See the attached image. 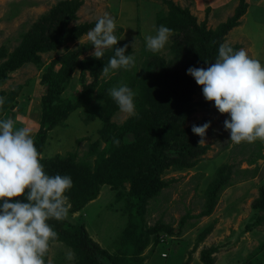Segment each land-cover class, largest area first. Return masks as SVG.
I'll return each mask as SVG.
<instances>
[{
	"label": "rangeland",
	"instance_id": "obj_1",
	"mask_svg": "<svg viewBox=\"0 0 264 264\" xmlns=\"http://www.w3.org/2000/svg\"><path fill=\"white\" fill-rule=\"evenodd\" d=\"M62 1L66 0H0V68L10 62L14 53L21 52L32 41L43 38L47 40L46 38L54 35L56 28L46 25L43 19ZM80 2L75 17L65 22L68 28L94 22L99 16L108 13L117 23L115 34L118 37L123 36L118 42L130 47L132 55L137 58L136 65L140 68L143 59H151L154 54L145 47V35L155 34L158 26L165 25L172 29V34L165 48L155 53V56L158 55L165 61L174 59L173 52L177 48L174 42L182 43L184 33L170 26L167 6L162 0H80ZM176 4L187 8L196 18L197 24L205 21L206 27L212 28L208 27L207 13L203 19L202 17L198 19V14L188 6V3ZM259 15L261 19L259 16L256 19H260L262 25L264 16L262 13ZM256 22L257 20H248L250 25L256 26ZM250 29H252L250 35L255 37V55L253 54L252 58L264 64V42L260 39V33L257 34L259 27ZM86 33L87 31L74 41H67L56 49L38 51L39 64L27 61L10 71L9 77L0 81V96L11 98L9 93L16 89L17 94L14 96L16 106L0 114V119L13 120L14 127H25L34 137L39 127L40 99L46 91V85L41 82L42 73L52 61L88 43ZM252 46L253 44H249L247 48L245 44L247 53L252 50ZM92 51L93 49L86 51L79 58L91 54ZM141 51H145L146 54L140 55ZM181 51L184 52V49ZM53 65L54 72L60 70V61ZM171 68L185 75L188 66L183 62H173ZM115 72L107 76L102 73L99 76V83L107 81ZM81 79H84V84L92 82V76L87 70L76 67L64 96L74 97L80 93L83 87ZM146 80L144 73L139 79L138 94H144ZM191 96L197 104L186 126L189 128L203 118L211 119L206 136L199 142V145H209V149L201 155L194 167L176 170L169 167L161 175L163 180L169 182L162 188L159 196L149 200L144 213V223L146 226H153L161 220L171 225L174 231L172 234L162 236L159 244L148 245L142 250L140 254L142 264H183L185 261L187 264H202L200 259L202 249L212 246L217 248V252L213 254L214 264H264V211H255L251 207L252 201L258 195V188L264 181V140L233 143L228 139L229 132L223 126L227 113H219L212 101L204 99L199 88H195ZM129 117L118 107L110 116L109 122L121 126ZM102 127L103 120L100 117L86 119L84 106H79L69 112L63 124L47 131L42 153L45 157H49V153L52 154L51 157L56 154H74L75 160L88 159L91 162L96 156L94 152L90 154L92 144L99 140V130ZM124 137L126 140H133L136 136L132 131H128ZM168 137L169 144H173L177 138L173 134ZM257 144L260 145L263 156L249 163L257 150ZM103 147L104 142L101 141L98 149ZM224 163L233 166L232 183L219 192L210 213L197 216L205 208V192L217 168ZM242 169H245L246 173H243ZM121 185L122 187L116 189L107 184L102 185L96 197L87 203L86 208L69 212L68 215L71 221H84L91 237L109 252L115 248H123L120 239L126 215L121 210L125 204L121 194L128 190L129 182L124 181ZM257 216H260V220L255 219ZM205 231L207 233L203 235ZM68 251L75 254L64 242L50 241V248L45 256L46 264H72L77 256L75 254L74 259L69 261L66 258ZM162 253H165V256H162Z\"/></svg>",
	"mask_w": 264,
	"mask_h": 264
},
{
	"label": "trees",
	"instance_id": "obj_2",
	"mask_svg": "<svg viewBox=\"0 0 264 264\" xmlns=\"http://www.w3.org/2000/svg\"><path fill=\"white\" fill-rule=\"evenodd\" d=\"M162 2L167 6L170 26L184 33L182 43L174 42L177 45L173 52L174 59L165 61L162 57L152 54L151 59H143L140 68L135 63L133 68L117 70L107 81L99 83V76L103 73L102 67L114 53L112 50H106L101 59H96L91 54L80 59V55L93 49L88 42L52 61L42 73L41 82L46 85V91L40 99L39 127L33 137L38 151L41 153L43 151L47 131L63 124L69 112L79 106H84L86 119L100 117L103 120L99 140L92 144L90 151V154L94 152L96 155L93 161L75 160L74 154H56L51 158L45 157L42 161L48 174L71 176L73 186L67 192L69 212L86 208L87 203L96 197L102 185L107 184L116 189L122 187V182H129L128 190L121 194L123 201L125 199L121 210L126 215L120 239L122 249L115 248L109 252L102 248L91 237L84 221H71L68 218L61 221L49 220L57 233L53 241H62L75 252L77 259L72 264H142L140 255L142 250L148 245L159 244L162 236L172 234L174 231L171 225L161 220L153 226H146L144 223V213L149 200L159 196L162 188L169 182L163 180L161 175L169 167H173L174 170L194 167L201 155L209 149V145H199L201 137L191 131L192 126L189 128L186 126L197 104L192 100L191 94L195 88L201 90V86L197 85L190 75L172 70L171 63L183 62L188 67H206L207 64L213 63L218 55L219 45L225 41L226 33L238 24L240 16L245 12L246 2L239 0L234 13L215 28H207L205 21L197 24L196 18L187 8L180 7L172 0ZM80 3V0H66L53 7L43 22L56 28L54 35L46 38L47 40L45 38L34 40L21 52L14 53L10 62L0 68V81L6 80L9 72L24 62L39 64L38 51L56 49L91 29L96 21L84 23L79 27L66 26L65 22L75 17ZM121 45L123 44L117 42L116 46ZM231 46L236 50L240 48L239 44ZM182 48L184 52L181 51ZM126 52L132 55L129 46ZM141 54L145 55L146 52L141 51ZM133 57L137 62V58ZM58 61L61 68L54 72L53 63ZM76 67L87 70L92 76V82L84 84V79H81L83 87L80 93L74 97H66L64 91L71 83V75ZM144 73L147 77L144 94H138L139 79ZM120 84H127L136 93L134 100L137 112L123 125L117 126L109 122L110 116L118 108L109 95V89ZM16 94L17 90L14 89L9 93L11 98H5V104L0 107L1 115L16 106L14 100ZM206 121L212 120L203 118L194 124L201 125ZM128 131L135 134L133 140L125 139L124 135ZM171 134L177 137L173 144L168 143V136ZM101 141L104 142V147L99 150L98 145ZM260 151V145L257 144L254 157L248 162L253 163L256 158L262 157ZM232 169L233 166L227 163L217 168L205 192V208L197 216L211 212L219 192L232 183ZM242 172L246 173V170L242 169ZM234 173L237 174V171L234 170ZM119 197L120 195L117 196ZM251 207L255 211H264V181L259 186L258 195L252 201ZM255 219L260 220V216ZM206 233L203 232V235ZM215 252H217L215 246L202 249L200 253L202 264H214ZM183 264H187V261Z\"/></svg>",
	"mask_w": 264,
	"mask_h": 264
},
{
	"label": "clouds",
	"instance_id": "obj_3",
	"mask_svg": "<svg viewBox=\"0 0 264 264\" xmlns=\"http://www.w3.org/2000/svg\"><path fill=\"white\" fill-rule=\"evenodd\" d=\"M116 29L115 19L104 13L86 33L93 57L101 59L106 50L114 53L102 67L106 76L129 70L136 63L132 55L126 54L127 44L116 46L123 38L115 34ZM171 34V28L160 25L155 34L145 35V47L159 53ZM186 74L201 86L206 101H212L219 113H227L223 126L229 132L228 139L233 143L264 140V64L260 60L225 42L219 45L213 63L189 66ZM109 95L123 113L136 115V93L127 84L112 87ZM4 104L5 98L0 96V107ZM210 124H193L191 131L202 141ZM44 158L27 128H16L13 120L0 119V264H45L50 241L57 237L49 220L68 218L67 192L73 186L72 178L48 174ZM74 257L72 251L67 252L69 261Z\"/></svg>",
	"mask_w": 264,
	"mask_h": 264
},
{
	"label": "crops",
	"instance_id": "obj_4",
	"mask_svg": "<svg viewBox=\"0 0 264 264\" xmlns=\"http://www.w3.org/2000/svg\"><path fill=\"white\" fill-rule=\"evenodd\" d=\"M173 2H178L180 5L182 3H188V6L198 14V19L207 13L208 27L217 26L219 23L224 22L228 17H230L239 3V0H172ZM246 10L240 16L237 25L233 26L225 35V42L229 44H239L240 48L245 49V44L248 48L249 44H253L252 53L249 54L251 57L254 54V40L251 34V27H259L260 39L264 42V21L261 25L260 13L264 16V0H245ZM187 6V7H188ZM188 7V8H189ZM189 8V9H190ZM190 9V11H191ZM257 15V16H256ZM260 17V19H256ZM213 19V20H212ZM251 19L256 21V26L248 24V20ZM255 19V20H254ZM244 44V45H243ZM246 50V49H245ZM255 55V54H254Z\"/></svg>",
	"mask_w": 264,
	"mask_h": 264
},
{
	"label": "built area",
	"instance_id": "obj_5",
	"mask_svg": "<svg viewBox=\"0 0 264 264\" xmlns=\"http://www.w3.org/2000/svg\"><path fill=\"white\" fill-rule=\"evenodd\" d=\"M162 255H165V253H162Z\"/></svg>",
	"mask_w": 264,
	"mask_h": 264
}]
</instances>
